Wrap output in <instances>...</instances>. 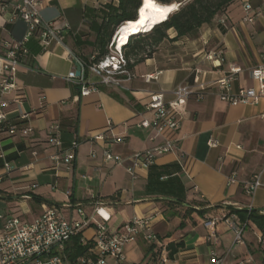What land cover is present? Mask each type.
<instances>
[{
  "label": "crops",
  "instance_id": "crops-1",
  "mask_svg": "<svg viewBox=\"0 0 264 264\" xmlns=\"http://www.w3.org/2000/svg\"><path fill=\"white\" fill-rule=\"evenodd\" d=\"M244 1L257 13L252 23L241 20ZM109 5L117 6V0H41L42 18L62 29L63 41L42 44L32 37L25 44L28 54L15 81L22 88L21 109L28 117L20 119L13 103L5 108L17 129L12 135L6 128L0 130L5 153L0 172L3 161L11 166L0 180V215L32 221L44 206L54 203L66 205L69 217H77L79 208L90 216L100 203L109 208L111 230L134 216H154L151 229L165 246L166 263L157 241L147 242L139 234L124 248L125 264H209L211 251L223 258V264H261L264 238L258 228L249 222L243 243L235 244L233 231L220 218L228 208L248 206L264 214V97L254 105H230L219 100L215 88L200 98L190 97L177 133L179 151L160 154L150 166L137 167L134 179L125 165L104 162L102 152L107 148L128 158L160 144L162 136L151 127L137 125L144 105L152 92L164 93L170 101L172 90L190 81L195 69L201 81L212 83L237 67L231 91L255 86L250 71L258 66L264 69V0H235L201 25L195 37L175 40L171 29L168 38L132 65L135 76L125 82V89L99 84L92 75L87 79L96 83V89L74 101L79 88L65 76L75 69L73 56L86 62L98 56L101 42L107 39L101 35V25ZM11 10L10 1L1 9L0 0V54L27 33L26 24L12 18ZM216 49L222 50L221 58L205 59L207 52ZM153 73H158L156 79H144ZM12 95L0 94V100H10ZM143 116L150 119L152 113L145 111ZM56 124L62 147L79 141L70 170L50 158L54 147L48 138ZM26 126L31 131L23 134ZM97 133H103L106 141H93L91 136ZM211 135L219 140L217 147L208 146ZM115 136L123 140L110 142ZM233 170L238 182L229 184L227 176ZM257 174L263 186L247 195L243 185ZM93 232L91 226L82 234L91 238ZM107 263L112 260L107 258Z\"/></svg>",
  "mask_w": 264,
  "mask_h": 264
},
{
  "label": "built area",
  "instance_id": "built-area-1",
  "mask_svg": "<svg viewBox=\"0 0 264 264\" xmlns=\"http://www.w3.org/2000/svg\"><path fill=\"white\" fill-rule=\"evenodd\" d=\"M9 1L12 3L11 17L21 19L27 26V33L22 40L12 43L5 53L0 54V94L13 93L10 100H0V130L6 128V131L12 135L16 132L17 127L9 122L5 108L13 103L16 106L14 110L19 113L20 119L28 117V113L21 109L24 97L22 88L15 81V73L28 54L26 42L35 37L42 44L51 41L62 44L63 35L62 29L57 28L54 22L42 18L41 0H1V9H4ZM242 9V22L252 23L257 13L251 3L244 1ZM221 22H224V19ZM65 28L69 29V26L66 24ZM221 57V49L209 51L205 55V59ZM73 60L75 65L80 66V73L77 75L75 66V69L65 76V80L79 88L78 95L73 98L74 101H78L79 97L88 96L96 89V83L86 78V70L98 78L99 84L123 89H125V82L135 76L128 67V63L132 60L129 61L125 57L123 48L114 44V36L108 45L107 52L102 56H93L88 62L75 56H73ZM238 71L239 68L231 67L225 77L212 83H206L201 81L199 69H195L190 81L180 84L172 90L173 98L170 101L165 100L164 93H150L149 100L144 105V111L141 112L142 119L137 125L145 128L151 127L157 135L163 137L162 142L152 148L136 152L128 158H123L105 148L102 152L104 162L125 165L134 179L137 167L150 166L156 156L160 154L179 151L177 133L184 118L187 100L192 96L200 98L209 88H215L219 100L227 104H257L264 97L263 67L258 66L250 71L252 79L256 82L255 86L243 87L233 93L230 82ZM157 77L158 73H153L145 75L144 79L150 81ZM145 111L152 113L150 119L143 116ZM110 125L111 122L108 120L106 128L109 129ZM30 131L31 127L29 126L22 129L23 134ZM91 139L95 142L106 141V136L103 133H97L91 136ZM122 140L123 138L119 136L110 138V142H121ZM48 142L54 147L50 158L56 164H63L66 169H72L79 141L73 140L70 146L62 147L59 126L56 124L51 126ZM207 144L209 147H217L219 140L211 135ZM94 154L95 152H91V155ZM179 155L183 157L185 153L180 150ZM4 156L0 139V160L4 159ZM221 159L222 157H219V160ZM127 162L128 164H126ZM2 170L0 180L11 171L10 164L3 161ZM237 182V171L233 170L227 176V183ZM261 186L263 183L260 180V174H257L243 185V189L247 195L252 196ZM66 194H69V191ZM101 210L106 211L107 215L104 216ZM247 210H252V207L248 206ZM76 212L77 217H69L66 213V205L51 203L44 206L42 213L32 221H24L19 216L0 215V264H109L107 258L112 260L111 264H125L124 248L127 244L135 242L139 234H142L147 242L157 241L161 248V259L166 263L165 246L158 242L151 229L153 215L134 216L120 228L111 230L107 225L111 216L110 211L104 204L96 203L94 207V215L99 220L93 214L86 216L81 208ZM220 219L233 231L234 243L242 244V234L247 222L241 221L235 213L229 211L223 212ZM210 223L214 224L213 221ZM91 226H94L93 235L91 238L84 237L82 231ZM78 234L81 235L82 244L91 242V245L83 255L73 261H68L64 253L65 248L70 240ZM243 263L244 261L238 262V264ZM209 264H223V258L215 251H211ZM261 264H264V261Z\"/></svg>",
  "mask_w": 264,
  "mask_h": 264
},
{
  "label": "trees",
  "instance_id": "trees-1",
  "mask_svg": "<svg viewBox=\"0 0 264 264\" xmlns=\"http://www.w3.org/2000/svg\"><path fill=\"white\" fill-rule=\"evenodd\" d=\"M141 0H117V6L109 5V12L104 17L101 25V35L107 39L101 42V49L97 57L107 52L106 44L111 39L117 28L125 21L134 20L136 10ZM159 3L170 4L178 2L179 7L173 11L164 21L152 26L147 32L132 35L125 42L123 52L125 57L132 62L128 63L129 69L137 61L146 58L150 54L152 47L168 38V30L173 29L176 33L173 39L182 37H195L198 29L205 23H210L220 12H223L235 0H156ZM142 36V37H141ZM147 39V44H140V40ZM142 51V52H141ZM132 70V69H131ZM217 207V206H216ZM204 211V210H203ZM202 210L199 212L202 213ZM229 212L235 213L243 221L252 222L261 232L264 238V214L257 209L248 211L247 209L228 208ZM81 235L74 236L65 248V257L68 261H73L78 256L83 255L90 247L91 242L81 243ZM172 247V246H171ZM176 249H171V258Z\"/></svg>",
  "mask_w": 264,
  "mask_h": 264
},
{
  "label": "bare ground",
  "instance_id": "bare-ground-1",
  "mask_svg": "<svg viewBox=\"0 0 264 264\" xmlns=\"http://www.w3.org/2000/svg\"><path fill=\"white\" fill-rule=\"evenodd\" d=\"M178 7V2L170 4L159 3L156 0H142L138 8V16L134 20L123 22L116 30L114 35V44L122 48L130 36L147 32L152 26L164 21ZM106 216L107 213L101 210Z\"/></svg>",
  "mask_w": 264,
  "mask_h": 264
},
{
  "label": "rangeland",
  "instance_id": "rangeland-1",
  "mask_svg": "<svg viewBox=\"0 0 264 264\" xmlns=\"http://www.w3.org/2000/svg\"><path fill=\"white\" fill-rule=\"evenodd\" d=\"M178 4H180V3H178ZM179 7V6H178ZM177 7V8H178ZM171 31V29H169L167 32H170ZM116 33V32H115ZM140 34V33H139ZM136 35V34H135ZM142 37V36H141ZM149 41L147 40V39H144V40H140V44H147ZM123 48V47H122ZM85 76H86V78H88V77H93L92 76V74L90 75L89 74V72H88V70H86L85 71Z\"/></svg>",
  "mask_w": 264,
  "mask_h": 264
},
{
  "label": "water",
  "instance_id": "water-1",
  "mask_svg": "<svg viewBox=\"0 0 264 264\" xmlns=\"http://www.w3.org/2000/svg\"><path fill=\"white\" fill-rule=\"evenodd\" d=\"M141 3H142V0L140 1V4H139L138 8L141 6ZM178 6H179V4H178ZM138 8L136 10L135 19L138 16ZM76 70H77V75H78L80 73V66L78 64H76Z\"/></svg>",
  "mask_w": 264,
  "mask_h": 264
}]
</instances>
